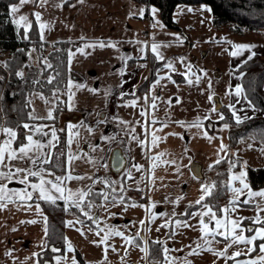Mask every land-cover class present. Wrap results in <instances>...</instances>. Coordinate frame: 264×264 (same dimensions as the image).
<instances>
[{
	"label": "crops",
	"instance_id": "crops-1",
	"mask_svg": "<svg viewBox=\"0 0 264 264\" xmlns=\"http://www.w3.org/2000/svg\"><path fill=\"white\" fill-rule=\"evenodd\" d=\"M49 1L51 2V0ZM18 3L19 1L14 4ZM57 4H62V7H56ZM152 9H156L155 14H153ZM36 12L41 14L39 22L33 15ZM21 15L27 16L31 24L35 22L38 26L39 23L43 22L50 26L44 31V40L80 39L75 48L69 49L76 53L71 64H69L67 53L68 67L72 75L77 76V78L71 77L69 81L84 84L86 88L79 91L75 88L72 89L76 93L75 106L72 110H69L68 107V95H65L64 146L59 147L58 144L56 148L50 150L53 154L54 164L57 162L56 156L60 152L66 154L59 158L62 169L57 167L60 170H56L48 165H43L57 176L65 175V166L63 165L69 151L67 144L68 124L79 125L83 122L86 126L91 127L93 129L91 133L85 128L77 129L79 135L73 138L70 146L71 152L80 157L71 165L72 175L91 177V179L66 181V186L73 191L87 190L89 186L92 189H99L104 184L101 182L93 184V181L107 180L108 178L113 179V181L120 180L121 184H114L117 191L123 185L124 188L131 191L141 192V197L143 196L144 200L136 204L149 203V201H174L186 192H189L191 199L196 201L203 194L201 186L209 185L204 177L205 171H208L209 167L218 159L221 160L229 156L228 133L230 124L228 121L220 119V115H225V110L222 107L224 106L228 110L234 120L230 105L234 106L236 115L240 116L242 120L245 116L262 114V111L252 103L251 105L254 106L255 110L249 106L250 101L246 97L244 89L240 96L235 95L234 91L237 85L242 87L241 76L234 71V68L244 62L251 55V52L264 54V39L260 34L249 33L250 31L236 34L225 27L213 25L216 30L219 28L226 29L227 34H230H226V38L231 36L230 39L192 40L186 34L187 31L182 30L180 26L178 28L166 26L155 6L150 5L145 8L143 4L133 0H84L83 3L72 0L68 4H65L63 0H56L53 5L49 3L44 6H39L37 0L36 4H25L18 13L11 14L16 29L23 27L22 25L18 26L15 22ZM81 37L84 39L82 40ZM177 37L181 39L177 40ZM100 41L105 44L111 42L115 47L87 48L85 49L87 55H81L77 51L78 48H82L87 43L95 44ZM153 43L167 45V47L162 46L159 49L164 57L163 66L154 72L153 78L146 81L143 90L136 92L138 84L151 74V60L159 61L151 51ZM236 44L255 45V47L251 52L245 50L237 57L230 56L229 52L235 50L233 45ZM204 56L205 58H203ZM129 57L130 59H127ZM183 57L194 64L190 72L176 65L177 63L181 64L180 61L183 60ZM168 61L175 65V71L164 67ZM122 71L123 74H121ZM197 76L201 78L198 83L196 82ZM160 77H164V79L156 84L155 82ZM188 79H191L193 83L189 84ZM209 83L211 87H209ZM154 84L155 87L153 88ZM88 89H97V92L94 94ZM67 92L68 88L66 87ZM209 95L213 96L211 101L208 99ZM60 96L61 94H57L54 102ZM146 96L148 97L147 100H145ZM152 96L159 97L155 101L156 109L150 107ZM214 97H218L221 104L220 109L215 107ZM169 100H171L170 104L168 103ZM132 101H136L135 107L125 106ZM213 107L217 109L215 112L212 111ZM141 111H144L146 115L141 116ZM153 118L157 119L156 124L151 123ZM197 118L202 121V126L199 129L187 126ZM98 121L103 122L99 123ZM177 121L185 122V126H181ZM25 124L47 125L48 127L44 130L49 132V137L42 139L47 141L50 138L52 123H40L32 120ZM163 124H167V126L164 127ZM225 124L228 125L227 128L224 127ZM145 126L147 127V135H145ZM0 128L10 127L0 123ZM153 132L157 136L165 138L159 141L157 146H152L150 143ZM205 132L209 137H212L211 140L204 136ZM134 136L136 139H133ZM104 137H114V139H104ZM6 139L8 137L0 132V143ZM34 139H41V137L37 136ZM241 139L230 151L240 160L241 156L233 153V150L238 148ZM140 141L144 143L142 144ZM23 143H27L26 139ZM221 143L227 146L224 151H220ZM19 145L13 144V147ZM94 146H98L96 151H93ZM114 146H120L125 156V165L121 173L117 175L111 173L107 160L109 152ZM44 151L47 152L49 149ZM159 153L166 155L161 156L160 160L154 161L152 157ZM89 161H95V163ZM162 161H175V163H163ZM192 161L201 164L202 177L195 176L191 171L190 163ZM12 163L19 167L30 166L23 161H13ZM153 163L157 165L154 170H152ZM104 164H107V168L102 166ZM133 165H142L143 167L137 171ZM0 170L7 171L8 169ZM128 170L131 171L133 177L131 180L127 179L125 175ZM194 176L196 178H193ZM45 178L53 179V177L48 176ZM30 180L38 183L34 177H30ZM140 180L142 183L137 185L136 181ZM2 183H7V181ZM8 186L16 189L24 187L15 181ZM137 187L140 190H136ZM52 195L58 196L59 193L53 190ZM41 201L38 199V194L34 193V199L27 201L28 204L32 205L30 210L24 202L18 200L15 203H9L7 208L0 210V264H45V261H48L49 264H56L55 257L57 256L62 257L61 264H72V256L66 248L61 252H47L49 248L44 229L45 227L48 229V217ZM195 201L193 200L192 203ZM243 201V199L238 202L235 201V204H230L228 201L225 204L228 208L231 205L257 206L256 202H251L253 205L251 206L249 203H242ZM37 203L42 209V215L36 211L35 205ZM106 203L113 204V202ZM260 206L264 208V203H261ZM44 217H47L46 225ZM72 218L74 215L67 216L65 219L66 238L68 237L66 223ZM243 218L245 219H243L241 227L245 229L243 234L248 237L254 235L255 231L249 233L246 231L247 228L251 227L255 230L264 227V217L261 218V223H254L249 218ZM31 220L37 222L27 223ZM21 221H25V223H21ZM190 236L185 235L184 237L189 240ZM150 237L152 239L157 238L156 236ZM150 237L149 239H151ZM92 238H95L98 244L102 239L99 236ZM110 240L111 238L107 241L109 246L111 245ZM218 240L226 242L221 236L215 238V241ZM177 243L175 235L172 234L168 238L166 237L164 247L171 249ZM260 243H264V241L257 240L254 242L255 245L257 244L254 253L236 257L235 260L232 259L230 264H236L237 260L254 259L261 255L258 247ZM187 244V241H183L181 247L187 248ZM118 246L119 242L113 244L114 248H118ZM137 247L136 245L131 250L135 249L134 253L136 258L140 259V264H146L145 252L136 250ZM142 247L148 249L147 243L143 244ZM248 247L251 245H244L243 251L247 252ZM98 249L99 252L96 257L98 262H108L107 259L105 260V245L99 244ZM111 251L112 247H109L107 255ZM204 252L203 261L205 264H225L227 261L212 252ZM7 253L11 254L8 255ZM113 253L114 256L120 255L116 251ZM232 254L228 253L229 256ZM64 257L67 259L64 260ZM83 257L85 261L86 258ZM129 262L134 264L131 259ZM116 263L120 264V261L116 259L108 262V264Z\"/></svg>",
	"mask_w": 264,
	"mask_h": 264
},
{
	"label": "snow or ice",
	"instance_id": "snow-or-ice-1",
	"mask_svg": "<svg viewBox=\"0 0 264 264\" xmlns=\"http://www.w3.org/2000/svg\"><path fill=\"white\" fill-rule=\"evenodd\" d=\"M39 2V6H44L46 5L49 0H38ZM64 3L67 2V0H63ZM84 0H78V3H83ZM36 4L37 0H19L18 4H14L11 5L10 7V12L11 14L15 15L16 13H18L20 11V9L25 5V4ZM56 7H62V4H57L55 5ZM74 6V5H73ZM189 12L193 11V9L189 8L187 9ZM201 11H211L210 8H201ZM153 14H155L156 9H152ZM35 16V19L37 22H39L41 20V14L39 12H36L33 14ZM16 24L18 26H23L24 27V37L23 39H29L28 36V32L31 29V23L28 20L27 16L21 15L19 16V19L17 21H15ZM203 22V21H202ZM157 23H159L157 21ZM154 27L156 26L155 24L153 25ZM161 27H163V25H161ZM50 26L46 23H39L38 24V29H39V34H40V39L41 41L44 40V31L46 29H49ZM81 39L83 40L84 37H81ZM180 37H177V40H180ZM215 40V38H213ZM167 47V45H160V44H156L153 43L151 45V51L154 54L155 58L159 61H163L164 57L163 54L159 51V49L161 47ZM96 47H115L114 44H112L111 42H109L108 44H105L103 41H100L98 43H87L85 44L82 48H78L77 51L81 54V55H87L88 53L85 51V49L87 48H96ZM255 47V45H242V44H236L233 45V48L235 49L234 51L229 52L230 56L233 57H237L239 55H241L243 53V51L247 50L249 52H251V50ZM33 51H35V49H33ZM141 51H143V49H141ZM31 56V54H29ZM76 53L72 52L71 50L68 51V60H69V64H71L72 59L75 57ZM255 55L254 52H251V55H249L247 57L248 60H251L253 58V56ZM122 59H125L122 57ZM127 59H130L127 58ZM247 61H245L246 63ZM7 65L5 64V67ZM45 66L46 68H51L52 65L51 63H48L47 61H45ZM143 66V65H142ZM165 68L171 69L172 71H175V68L173 66V64L171 62H167L164 64ZM191 71V67L189 66V72ZM121 74H123V71L121 72ZM16 75L20 78L24 77V73L23 71L17 72ZM186 75V74H185ZM206 75V73H205ZM169 79H171V77H168ZM3 77H0V80H2ZM55 79V77L50 76L47 80V83L51 84L53 82V80ZM164 79V77H160L159 79H157V81L155 82L156 84L160 83V80ZM201 78L200 77H196V82L198 83L199 80ZM187 82L189 84H192L193 81L191 79H188ZM33 83H39V81H33ZM68 88V92L66 93V95H68V107L69 110H72V108L75 106V95L76 93L74 91H72L73 88H75L77 91L81 90V89H85L86 85L84 84H80V83H73L72 81H69L67 86ZM155 87V84L153 85V88ZM209 87H211V84L209 83ZM88 91L92 92V93H96L97 89H88ZM235 95L240 96L243 93V88L239 85H237L235 87ZM59 92V88H57L54 92H53V96H56V93ZM39 95V98L44 100L45 103H49V101L42 95V94H37ZM148 97H145V100H147ZM152 104L150 105V107L152 109H156L157 105L155 103V101L157 99H159V97L156 96H152ZM209 101H211L213 99L212 95H209L208 97ZM245 99H247L245 97ZM179 102V101H177ZM29 104H31V101H28ZM168 103H171V100L168 101ZM125 106H132L135 107L136 106V101H132L130 102L128 105ZM249 106L253 107V110H255L254 106L251 105V102H249ZM232 109V114L236 120V123H242L243 120H248V119H252V117H248L245 116L243 117V120L241 119L240 116L236 115V110L234 108L233 105L229 106ZM56 110L55 107H53L52 109H49L47 117H37L35 115H31L30 114V118L35 120V119H49V120H54L56 117L53 115V112ZM217 109L215 107H213L212 111L215 112ZM141 116H145L146 113L144 111H141L140 113ZM220 119L223 120L225 119V117L223 115H220ZM99 123H102L103 121H98ZM158 121L157 119L153 118L151 123L152 124H156ZM126 123V122H123ZM163 123V122H161ZM177 123H179L181 126H185V122L183 121H177ZM164 127L167 126V124H163ZM188 127H196L197 129H199L202 126V121L197 118V120L193 121L191 124L187 125ZM22 127L26 130L25 132V139L27 141V143H21L18 147H13V144L16 142L17 138H18V134L17 131L12 129V128H0V132H3L5 134L6 137H8V139L4 140L2 143H0V169L3 168H7V171H3L0 170V210H3L5 208H7L9 203H15L17 200L24 202L26 204V207L30 210L32 208L31 204H28L27 201H31L34 199V193L38 194V199L39 200H43L49 203H55L57 200H63L65 202V211H68V205L72 206V207H76L77 209H79L83 215L87 216L89 220H92L94 224H96L97 228L99 229V231H97V235H99L100 232H103L104 229L103 228H99V224L100 221L98 218H94L91 215H89L88 212L84 211V207L86 206L88 209H91L93 207L92 203L90 201H86V198L89 197L90 195H97V196H101L103 198L104 201H109V197L111 196V201L113 202L114 206L116 204H123L124 203V196L120 195L119 193L124 192V187L123 185H121L120 189H119V193L117 192V189L115 187H113V185L116 183L115 181H107V180H101V181H93V184L97 183V182H101L104 183L106 187L111 188V192H99V193H93L92 187L89 186L87 188V190H82V189H78L73 191L71 188H68L66 186V181H70V180H84V179H91V177H84V176H73L72 172H71V165L73 164V162L76 159H79L80 157L74 153L71 152L70 150V146L72 144L73 138L79 135V131L77 129L79 128H85L86 131H88L89 133H91L93 131V129L91 127L86 126L83 122H81L79 125H73L71 123L68 124V129H69V135H68V140H67V144L69 146V151L67 153V159L64 162L65 166V175H61V176H57L55 175V173L53 171H51L48 168H45L43 165H49L51 164L53 167H61V163L59 162V158L60 156H64L66 155L64 152H60L57 156H56V163H53V154L50 151L53 148H56L57 145L59 144V137L57 136V130L55 128L51 129V134H50V138L47 139V141H44L42 138L43 137H49V132L45 131L44 129L46 127H48L47 125H29V124H23ZM225 128L228 127L227 124L224 125ZM161 131L163 130L162 128L160 129ZM60 131H64V129H60ZM134 131V129H133ZM145 135H147V127L145 126ZM41 137V139H34V137ZM204 136L206 138H208L209 140L212 139V137H209L207 135V133H204ZM104 139H114V137H104ZM133 139H136V137L134 136ZM162 139H165L164 137H159L155 134V132H153L151 134V145L152 146H157L159 141H161ZM140 143H144L143 141H140ZM98 146H94L93 147V151L97 150ZM226 145H224L223 143H221V147H220V151H224L226 149ZM249 148H251V145H249ZM45 149H49V151L45 152ZM260 151L262 153H264V148L260 149ZM87 154L85 153V156ZM166 155L165 153H159L157 156L152 157V159L154 161L156 160H160L161 156ZM7 161V163H6ZM13 161H23L25 162L26 165H30V166H26V167H19L16 166L15 164H13ZM89 162H93L95 163V161H89ZM163 163H175V161H162ZM120 167L123 166V161L120 160ZM216 163H220V160L218 159L216 161ZM103 167L107 168V164L102 165ZM234 164H230L229 167L230 169L232 167H234ZM133 167L136 168L137 171H140V169L143 167L142 165H133ZM155 167H157V165L155 163H153L152 165V170L155 169ZM211 167V166H210ZM117 171H119V167L116 168ZM177 171H179V169H177ZM23 174V175H21ZM127 179L131 180L133 179L131 171L128 170L125 173ZM53 177V179H46L45 177ZM30 177H34L38 180L37 182H32L30 180ZM245 177H246V173L245 172H240L239 175H232L230 177V181L227 185V187H229L231 189V191L233 193L236 194H241L243 193L244 189H249L247 195L249 198L252 197H262L264 198V191H251L249 184L245 183ZM193 178H196L195 176ZM3 181H7V183H2ZM13 181L24 185V187L22 189H16V188H10L8 185L10 183H12ZM231 181H239L243 187L242 188H235L232 187L231 185ZM137 185H139L140 183H142V180L140 181H136ZM50 186V187H49ZM216 185L213 183L212 185H202L201 186V191H202V195L200 196V198L198 200L195 201V204L197 205H201V207L203 209H206V211H200V212H193L190 215L195 217V216H199L200 220H199V224H200V231L202 233L201 235V240L203 241V245H201L200 243L197 244V247L195 249H193L191 252L188 253L189 256L191 255H199L201 253V251H209L212 252L214 255L219 256V257H223L225 260L228 259H233L235 260L236 257H239L241 255H250L252 252L256 251V245L254 244L255 241L260 240V241H264V227L258 228V229H253L251 227L247 228L246 231L251 233L253 231H255L254 235H251L250 237H246L243 233L245 232V229L241 227L243 217H241L239 220H235V219H230L227 217V213L231 210L234 209H230L228 207L221 209L220 211L223 212L225 214V216L221 217V218H217V213L216 211L213 210L214 206H210L207 203H203L205 201L206 196H211L213 190L215 189ZM29 189H31V191H29ZM55 191L56 193H59L58 196H54L52 195V191ZM136 190H140L138 187ZM179 199H183V197H179ZM177 200V202H178ZM250 199H246L244 200L242 203H249ZM230 204H235V201H230ZM104 205L101 204L99 205V207H103ZM144 207V205H137L135 202H133L131 205H126L125 206V210H127V207ZM155 205H153L154 207ZM192 205H190L191 207ZM36 207V211L38 214L42 215V209L40 208L39 203H37L35 205ZM257 209L258 211H264V208H261L259 204H257ZM113 216L115 214H112ZM161 216H166V213H160ZM183 215L187 216L189 215V213L186 211ZM205 217H208L207 222L205 221ZM156 218L155 215L151 216V219L154 220ZM215 222L214 227H209V225L212 222ZM37 221L35 220H31V221H27V223H36ZM44 222L45 225L47 224V217H44ZM81 222V221H78ZM253 222L254 223H261V218L259 215H257L256 217L253 218ZM21 223H25V221H21ZM141 224H144L145 222L143 220L140 221ZM176 225L178 227H193L192 225H190L187 221H181V220H177ZM66 226H72V222L69 221L66 223ZM168 226V222L166 221L165 224L161 225V227H167ZM108 227V231L105 233V235L102 237V239L100 240L99 244H104L105 245V260L107 259V251L108 248L111 247L109 245H107V241L113 237H121L125 243L127 244H132L135 241V238H129L127 236H125V233L123 231H120L118 229H116L114 226H107ZM127 227V226H125ZM15 230V229H13ZM91 230V229H90ZM45 234L47 235V227H45L44 229ZM77 231H79V229H77ZM157 231H159V228H157ZM239 232V234H238ZM83 235V233H81ZM137 236H139V233L136 234ZM217 236H221L224 238V240H228L230 241L227 246L225 247V249L223 251H219L217 252L215 249L211 248L210 245L213 243V241H215V238ZM209 237H211V239H209ZM216 243H219L220 241H215ZM94 244H96L95 241H93ZM146 243V242H145ZM154 243H159V244H163V242L161 241H155ZM99 244H97V246H99ZM237 244H244V245H251V247L247 248V252H244L243 250H237L235 251L231 256H229L227 254L228 249L233 247V245H237ZM139 247V245H137ZM259 252L261 253V255L257 256L254 259H248V260H243V261H236V264H264V243H260L259 244ZM142 252H145L146 257L150 254L148 252V249L145 247H142L140 249ZM52 252H59L60 249L53 247L51 249ZM68 251L72 252L73 248L71 243L68 244ZM112 251H116V249L114 247H112ZM162 251V255L164 258L163 262H153V264H177V260L179 258L176 257H172L169 255V253L171 251H180V250H173V249H169L166 246L162 247L161 249ZM8 255H10L11 253H7ZM35 255V254H34ZM64 260L67 259V257L63 258ZM61 260L62 257L57 256L55 257V261L56 264H61ZM72 264H79V262L77 261V259L75 258V256H73L72 258ZM100 264H103V261L100 262ZM182 264H192V262L190 260H187L186 258L182 261Z\"/></svg>",
	"mask_w": 264,
	"mask_h": 264
},
{
	"label": "trees",
	"instance_id": "trees-1",
	"mask_svg": "<svg viewBox=\"0 0 264 264\" xmlns=\"http://www.w3.org/2000/svg\"><path fill=\"white\" fill-rule=\"evenodd\" d=\"M19 0H0V55L8 54V57L3 56L0 63V109L3 115V123L17 131L18 138L14 145H19L25 140L23 124L32 121L30 118L31 105L28 103L30 95L34 91H40L45 95H50L53 91L59 88L61 93L55 101L56 110L53 115L58 119L62 110L65 111L64 99L66 93L67 82L71 78V70L68 67L67 53L69 49L75 48L80 39H62L55 41H48L40 39L38 26L35 22L31 24V29L28 32L29 39H23L24 28H15L11 18L10 6ZM72 0H67L65 4ZM141 3L148 8V6H155L161 16L162 22L172 28H178L173 17V12L177 4H208L211 9V22L216 27H225L227 30L242 34L250 31L260 34L264 39V0H133ZM147 14V11H145ZM47 46L51 49L47 52L46 57L48 63H51V68H46L45 62L42 61V52ZM35 49V51H33ZM31 54V56L29 55ZM245 61H247L245 63ZM234 71L241 76V85L244 89L246 97L258 109L262 111L260 115L249 116L252 119L243 120L242 123L237 124L236 120L232 118L228 110H225V121L230 124L228 133V147L229 156L220 160V163H213L211 170L215 172L213 183L216 185L211 196H206L203 203H209L218 210L220 199L225 196L226 183L225 177L227 169L225 163L229 160H240L233 155L231 149L241 138L247 136H254L257 139L264 140V54L255 53L251 60L246 59ZM5 64L7 65L5 67ZM163 66L162 61L151 60V78L154 77V72ZM23 71L24 77L20 78L16 75L17 72ZM50 76L55 77L51 84L47 83ZM39 83H33V81ZM147 79H143L137 86L136 92L145 88ZM59 109H58V107ZM54 119V120H55ZM38 122H47L49 119H35ZM65 131L63 135L59 136V147L64 146ZM236 160V161H237ZM238 164L234 167H238ZM51 168L60 170L57 167ZM62 169V167H61ZM247 177L251 186L264 185V168L246 167ZM212 183V184H213ZM93 193L104 192L98 188H93ZM106 191L111 192V188ZM119 192V191H117ZM101 196L90 195L86 201L99 202ZM125 200L129 197L124 196ZM140 199L139 201H141ZM48 217L47 229V243L55 244L63 251L65 245V219L69 215H74L79 218L81 223H87L95 226L92 220H89L76 207L68 205V211H65V202L57 200L54 204L46 201H41ZM190 205H192L190 207ZM200 205L191 203L187 206L186 211L190 213L198 208ZM86 208V206L84 207ZM185 211V212H186ZM184 212V213H185ZM183 213V214H184ZM179 215L181 217H188L189 215ZM138 242L142 239L137 238ZM154 239H147L148 252L146 264H153V262H162V247L164 244L154 243ZM162 242V241H161ZM257 249V244H256ZM255 252V251H254ZM252 252V253H254ZM251 253V254H252ZM232 259H228L225 264H230Z\"/></svg>",
	"mask_w": 264,
	"mask_h": 264
},
{
	"label": "rangeland",
	"instance_id": "rangeland-1",
	"mask_svg": "<svg viewBox=\"0 0 264 264\" xmlns=\"http://www.w3.org/2000/svg\"><path fill=\"white\" fill-rule=\"evenodd\" d=\"M56 0H51L47 4L53 3ZM58 1V0H57ZM210 8L208 4L200 3V4H185V3H179L174 9L173 17L176 23L182 28V30H186V34H188L192 40H201V39H230L231 36L226 38V34L228 33L226 29L219 28L216 30L213 27V24L211 22V11H201V8ZM193 9V11L189 12L187 9ZM203 21V22H202ZM185 25V26H184ZM190 25L191 27H189ZM251 33V32H249ZM230 35V34H227ZM51 49L50 46H47L45 50L42 52V61L48 62V58L46 57L47 52ZM201 54H203V51H201ZM3 56L8 57V54H5ZM2 55H0V63L3 60ZM205 58V56L203 57ZM171 59H174V57H171ZM169 62V61H168ZM181 64H176L179 68H184L186 71L189 70V66L191 69H193V63L190 62L188 59L183 57V60L180 61ZM175 66V65H173ZM181 66V67H180ZM54 92V91H53ZM53 92L50 95H45L41 93L40 91H34L30 95V101H31V115H35L37 117H47L49 109H52L55 107V97L53 96ZM42 94L49 103H45L44 100L39 98V95ZM61 94V93H56ZM58 107V106H57ZM59 109V107H58ZM64 114V115H63ZM0 119L1 123H3V115L0 109ZM40 123H52L53 128L57 130V135L62 136L63 131H60V129H64L65 127V113L64 110L61 111L58 119L55 120H49L47 122H40ZM237 146L238 148H235L233 150V153L239 154L241 156V160H237L234 158V160H229L225 163L227 174L225 177V183L226 186L228 185L230 181V177L232 175H239L240 172H245V183L249 184L251 191H264V185L253 187L250 185V182L247 177V171L246 167L247 165H250L252 167H263L264 168V153L260 151V149L264 148V140L257 139L254 136H247L245 138H242L240 143ZM249 145H251V148H249ZM237 160V161H236ZM240 165L238 167H232L230 169L229 165L234 164L237 165L238 162ZM208 172V174H207ZM205 178L207 179V182L209 185H212L213 183V177L215 175V172L211 170L209 167L208 171H205L204 174ZM107 181L111 182L113 179H108ZM119 184H121L120 180L115 181ZM104 184V183H103ZM232 187L235 188H242L243 185L239 181H231ZM113 187H115L113 185ZM100 190H104V192L108 187L102 186L99 187ZM183 191V190H182ZM181 191V192H182ZM249 189H244L243 193L236 194L231 191L229 187L226 189L225 196L220 199V204L218 206V210L213 208L214 211L217 213V218H221L225 216L223 212H221V209L226 208L227 204L226 202L230 201H239V200H246L250 199L249 204L251 206L252 203L256 202L257 204L264 203V198L262 197H252L249 198L247 193ZM185 192V191H183ZM119 193V192H118ZM120 195L129 197L128 200L124 199L123 204H110L106 202H112L111 196L109 197V201H104L103 198H99V202H93L91 201L93 207L91 209H88L87 207L84 208V211L88 212L89 215H91L94 218H98L100 221L99 228H103L104 231L100 232L99 235H97V231L99 229L97 228L96 224L95 226L85 225L81 224L78 217L74 216L72 218V226H67L68 231V237H65L64 245L66 250H68V244L71 243L73 251L70 252L72 258L75 256L79 264H82V262L78 259L77 254L81 256V260L85 261L84 264H100L98 262V258H96L99 252L98 249V242H96L95 238L92 237H103L105 233L108 231V227L114 226L116 229L123 231L125 233V236L129 238L135 237V242L131 244L125 243V241L121 237L113 236L111 237V247H113V244H116L119 242V246L116 249V253H119V256H114L113 251L111 253H108L107 260L112 261L118 259L120 261V264H131L132 262H129V259H131L134 264H140V259L136 258L134 250H131L132 248H135L136 245H139L136 250H140L143 246V244L147 243V237L149 239L150 236H156L157 238H154V240H160L165 244L166 237L168 238L172 234L175 235V239L177 240V245H173L171 249L173 250H180V251H171L169 253L170 256L179 258L177 260V264H182V261L186 258L187 260H190L192 264H205L204 263V251H201L199 255H191L189 256L188 253L191 252L193 249L197 247V244L200 243L203 245V241L201 238V231H200V224L199 216H191L188 217H181L179 215L183 214L186 211V208L189 204L195 201V199H191L189 192H186L185 194H182L183 199H179L174 201H164V202H156V201H149V203H139L137 205H144V207H127V210H125L126 205H131V203L140 202L139 200H144V197L141 192L138 191H131L129 189L124 188V192L119 193ZM141 200V201H142ZM252 202V203H251ZM206 203V202H205ZM103 204V207H99V205ZM209 204V203H207ZM153 205H155L153 207ZM210 205V204H209ZM211 206V205H210ZM261 207V206H260ZM231 210L227 213V217L230 219H237L240 217H246L251 220H253L254 217L257 215L260 216V218L264 217V211H258L257 206L256 207H250V206H239V205H231L229 207ZM200 211H206V209H203L201 205L194 209L193 212H200ZM160 213H166V216H161ZM190 213V214H191ZM112 214H115L114 216ZM155 215L156 218L154 220L151 219V216ZM70 217L73 215H69ZM85 216V215H83ZM76 217V218H75ZM88 218L87 216H85ZM207 222L208 217L204 218ZM68 220V219H67ZM143 220L145 223L141 224L140 221ZM187 221L190 225L193 227H178L176 225V221ZM166 221L168 222L167 227H161V225L165 224ZM69 222V220L67 221ZM215 222L213 221L209 227H214ZM127 226V227H125ZM157 228H159V231H157ZM79 229V231H77ZM91 229V230H90ZM83 233V235L81 234ZM139 233V236L136 234ZM145 236V240H142L141 242H138L137 238L142 239L141 235ZM190 236L189 240H186L184 236ZM246 237H248L246 234H244ZM151 238V237H150ZM152 239V238H151ZM211 239V237H209ZM93 241L96 242V244L93 243ZM187 241L188 244L186 245L187 248L181 247V242ZM220 241V240H218ZM138 242V243H136ZM146 242V243H145ZM230 241L226 240V242L220 241L219 243H216L213 241V243L210 245L211 248L219 251H223L227 244ZM168 245V244H167ZM172 245V243H171ZM215 247V248H214ZM244 245L243 244H237L233 245V247L228 249V253H234L237 250H243ZM138 254V251L136 252ZM223 258V257H219ZM137 260V261H136ZM93 261V262H92ZM108 262H104L103 264H108ZM117 264V263H116ZM133 264V263H132Z\"/></svg>",
	"mask_w": 264,
	"mask_h": 264
},
{
	"label": "water",
	"instance_id": "water-1",
	"mask_svg": "<svg viewBox=\"0 0 264 264\" xmlns=\"http://www.w3.org/2000/svg\"><path fill=\"white\" fill-rule=\"evenodd\" d=\"M71 77L72 78H77L76 75H71ZM214 104H215L216 108H218V109L221 108V104L219 102L218 97H214ZM0 122H1V119H0ZM107 160H108L109 169L111 170L113 175L119 174L122 171V169H123V167L125 165V156L123 154V151H122L121 147L120 146H114L111 149ZM120 160L123 161V166L122 167H120V163H119ZM117 167H119V171L116 170ZM190 169H191V171L193 172V174L195 176H197V177H202L203 176L202 171H201V164L198 163L197 161H192L190 163ZM141 237L142 238L144 237L143 234L141 235ZM53 247L59 249V247H56L55 245L51 244V245H49L50 251H51V249ZM77 257L83 263V261L81 260V256L79 254H77ZM45 264H49L48 261H45Z\"/></svg>",
	"mask_w": 264,
	"mask_h": 264
},
{
	"label": "flooded vegetation",
	"instance_id": "flooded-vegetation-1",
	"mask_svg": "<svg viewBox=\"0 0 264 264\" xmlns=\"http://www.w3.org/2000/svg\"><path fill=\"white\" fill-rule=\"evenodd\" d=\"M151 79V74L148 75L147 80ZM111 151V150H110ZM110 153V152H109ZM111 171V170H110ZM112 173V172H111ZM121 173V172H120ZM113 174V173H112Z\"/></svg>",
	"mask_w": 264,
	"mask_h": 264
}]
</instances>
